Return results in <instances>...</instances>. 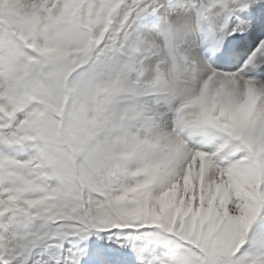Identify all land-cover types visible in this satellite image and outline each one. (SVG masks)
Returning <instances> with one entry per match:
<instances>
[{"label":"snow or ice","instance_id":"snow-or-ice-1","mask_svg":"<svg viewBox=\"0 0 264 264\" xmlns=\"http://www.w3.org/2000/svg\"><path fill=\"white\" fill-rule=\"evenodd\" d=\"M13 2L0 32L33 51H49L30 43L44 31L74 70L119 58L120 114L146 134L130 137V165L83 175L68 204L0 126V264H264V0Z\"/></svg>","mask_w":264,"mask_h":264},{"label":"clouds","instance_id":"clouds-1","mask_svg":"<svg viewBox=\"0 0 264 264\" xmlns=\"http://www.w3.org/2000/svg\"><path fill=\"white\" fill-rule=\"evenodd\" d=\"M16 7L13 0H0L4 14ZM72 30L79 33L82 29L74 25ZM24 31L30 33L31 26L26 24ZM145 39L149 50L164 56L160 70L174 84L166 46L156 37ZM30 43L49 51H33L24 39L0 32V126L15 125L14 131L23 138L24 171H38L56 182L60 198L71 204L83 175L103 180L130 165L136 159L130 137L144 136L146 131L120 114L132 96L116 94L111 88L119 75V58L74 70L69 60L52 51L56 43L53 32H37ZM98 81L104 83L105 91ZM122 83L125 89L135 90L132 74ZM125 153L127 159L122 158Z\"/></svg>","mask_w":264,"mask_h":264},{"label":"rangeland","instance_id":"rangeland-1","mask_svg":"<svg viewBox=\"0 0 264 264\" xmlns=\"http://www.w3.org/2000/svg\"><path fill=\"white\" fill-rule=\"evenodd\" d=\"M253 251H255V249H253Z\"/></svg>","mask_w":264,"mask_h":264}]
</instances>
